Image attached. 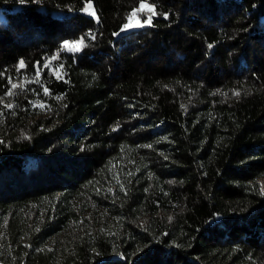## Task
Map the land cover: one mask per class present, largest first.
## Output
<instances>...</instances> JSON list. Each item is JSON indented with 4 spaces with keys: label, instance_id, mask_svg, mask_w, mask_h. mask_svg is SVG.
Instances as JSON below:
<instances>
[{
    "label": "trees",
    "instance_id": "1",
    "mask_svg": "<svg viewBox=\"0 0 264 264\" xmlns=\"http://www.w3.org/2000/svg\"><path fill=\"white\" fill-rule=\"evenodd\" d=\"M86 1L0 0V264H264V0Z\"/></svg>",
    "mask_w": 264,
    "mask_h": 264
},
{
    "label": "snow or ice",
    "instance_id": "2",
    "mask_svg": "<svg viewBox=\"0 0 264 264\" xmlns=\"http://www.w3.org/2000/svg\"><path fill=\"white\" fill-rule=\"evenodd\" d=\"M89 8H91V4H88L83 9V11L87 13ZM145 11L150 13V15H148L147 19H145L143 21H140L139 19H137L134 23L133 22L125 23L122 27V30H129L132 28L150 26L153 17L155 15H157V13L154 11V6L152 4L144 3L143 0L140 3L139 8L133 9L132 13L130 14L129 20L131 21V19L133 17H136L137 13H142ZM92 15H94V13H92ZM93 38H95V37L93 36ZM81 46H86V45H84V38H81L80 40L73 42L72 46H69V41H64L63 45H62V47H66L69 52H79V51H81ZM209 47L211 48L212 45L210 44ZM53 59H56V57H53ZM20 66L23 67V61L20 62ZM38 74H39V72H38ZM12 88L13 89L16 88V85H12ZM12 94L13 93L10 91L9 95H12ZM235 94L239 95V93H235ZM44 95H48V89L47 88L44 89ZM33 106L35 107V105H33ZM6 107L12 108L13 105L8 104V105H6ZM40 107L44 108L45 105L40 104ZM148 147H150V146H148ZM121 188H123V185H121ZM109 191H111V189H109ZM260 191H261V194H264V185H261Z\"/></svg>",
    "mask_w": 264,
    "mask_h": 264
},
{
    "label": "rangeland",
    "instance_id": "3",
    "mask_svg": "<svg viewBox=\"0 0 264 264\" xmlns=\"http://www.w3.org/2000/svg\"><path fill=\"white\" fill-rule=\"evenodd\" d=\"M142 2V1H141ZM143 2L144 3H148V4H150L148 1H146V0H143ZM88 4H91V8H89V10H88V13H94V8H93V4H92V0H87L86 1V4H85V6H84V8L88 5ZM83 8V9H84ZM130 17V16H129ZM137 19H139L140 21H143L141 18H140V16L137 14V16L136 17H133L132 19H131V21L129 20V18L126 20V22L125 23H128V22H135ZM124 23V24H125ZM123 24V25H124ZM123 25L118 29V32H121V31H125V30H122V27H123ZM73 42L74 41H69V45L70 44H73ZM258 181L261 183V184H263V182H264V176H260L259 178H258Z\"/></svg>",
    "mask_w": 264,
    "mask_h": 264
}]
</instances>
